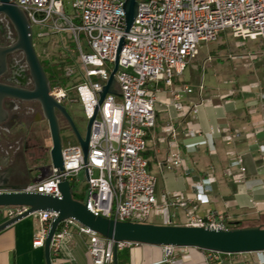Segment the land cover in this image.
<instances>
[{"label": "built area", "instance_id": "built-area-1", "mask_svg": "<svg viewBox=\"0 0 264 264\" xmlns=\"http://www.w3.org/2000/svg\"><path fill=\"white\" fill-rule=\"evenodd\" d=\"M10 1L23 11L31 31L36 27L39 35H57L60 32L69 35L75 46L76 66L82 82L73 85L75 96L68 100L79 102L86 120L95 110L89 123L85 161L77 142L73 146L61 147L62 169L49 165L45 177L27 181L21 191L58 197V185L65 180L70 187V180L83 171L86 184L84 207L101 218L144 223L151 213L158 215L176 204L184 210V226L223 228L224 218L219 214L212 215L206 211L203 217L195 215L193 205L186 202L194 199L193 192L186 199L179 191L165 192L157 201L153 191L155 179L147 171L146 160L140 154L145 145L146 129L154 126L155 94L159 91L157 82L170 86L172 78L180 76L184 66L198 52L200 43L215 40L223 30L228 29L236 39L264 40V0H136V14L126 32L123 31L124 0H70L69 6L75 10L72 19L65 15L64 0ZM0 24L6 27V35L13 42L12 27L1 15ZM80 37L84 42L83 48L79 44ZM120 39L122 46L116 55ZM115 55L117 66L113 71V86L116 93L106 92L98 105V94L111 73ZM209 60L207 55L205 61ZM64 74L71 75L67 70ZM251 87L252 84L248 85L244 92ZM48 88L56 103L60 104L66 97L61 87L51 85ZM202 88L199 83L197 91ZM181 92L192 93V88L182 85L180 92L171 89L163 101L164 109L171 108L177 117L187 113L195 115L197 106L208 103L199 98L191 106L181 105ZM165 131L170 137L168 153L157 164L165 170L184 168L172 137L173 128L169 125ZM240 158L234 159L237 169L226 172L235 185L243 180L245 172ZM259 160L264 166V157ZM199 184L200 181L191 183L189 188L192 190ZM0 209L7 220L25 211V207L18 205ZM31 215L35 217L32 245L39 247L43 245L49 221L56 213L38 211L27 216ZM72 229L85 236L84 248L90 264H113V248L118 252L137 244L103 238L72 217H67L51 234L47 247L48 263L71 264L61 258L58 246ZM160 246L163 264H171L176 246ZM205 251L208 260H215L221 253Z\"/></svg>", "mask_w": 264, "mask_h": 264}, {"label": "crops", "instance_id": "crops-1", "mask_svg": "<svg viewBox=\"0 0 264 264\" xmlns=\"http://www.w3.org/2000/svg\"><path fill=\"white\" fill-rule=\"evenodd\" d=\"M262 48L264 52V43ZM207 55L210 57L209 52ZM206 57L201 67L212 59L210 57L206 62ZM231 59L240 60L242 76L248 80L230 89L209 91L200 82L201 77L194 86L182 81L177 83L172 81L173 78L170 86L157 82L159 91L155 94L154 126L146 129L142 155L147 171L155 179L153 191L157 201L165 192L179 191L183 199L189 198L193 192L194 199L186 202L193 205L196 216L203 217L206 211L219 214L224 218L223 228L228 222L240 221L248 226L264 227V166L259 160L264 157V58L247 51L237 53ZM199 83L203 86L200 92L197 91ZM250 84L253 87L244 92ZM182 85L192 88V93L179 94L181 105L191 106L199 98L208 102L197 106L195 115L187 113L177 117L171 108L164 109L163 101L168 98L169 91L180 92ZM169 125L174 130L172 137L184 168L165 170L157 164L168 153L170 137L165 127ZM12 143L15 145L13 152L17 151L21 143L16 139ZM238 156L245 172L243 180L235 185L226 172L237 169L234 159ZM29 179L28 175L19 186ZM198 181L200 184L191 190L189 185ZM183 214L184 210L173 204L162 213H151L147 218L154 219L156 224L148 222L154 225L184 226ZM4 220L7 219L0 209V222ZM34 220L32 215L25 216L0 230V264H45L42 246L32 245ZM85 242L84 235L70 230L58 246L61 258L71 264H90ZM205 254L204 249L194 246H176L171 264H264V251L219 253L215 260H208ZM161 255V246L137 243L116 252L115 260L117 264H163Z\"/></svg>", "mask_w": 264, "mask_h": 264}, {"label": "water", "instance_id": "water-1", "mask_svg": "<svg viewBox=\"0 0 264 264\" xmlns=\"http://www.w3.org/2000/svg\"><path fill=\"white\" fill-rule=\"evenodd\" d=\"M136 0H124V28L126 32L130 26L134 15L136 14L137 3ZM0 15L4 16L7 22L12 27L14 40L9 44L0 47V75L6 70L5 58L8 53L22 52L23 62L27 68V75L31 82L30 90L24 88H16L13 85L3 84L0 82V123H3L6 116V109L2 103L6 98L14 99V101H36L39 104L40 112L39 118L45 122V127L49 135V149L47 155L49 157L50 166L61 170V155H59L61 145L59 141V119L62 117L64 125L73 135V140L78 143L81 148V154L85 161L87 150V137L89 134V123L93 115L86 120L84 125V135L80 134L78 129L74 127L69 114H67L65 107L60 103H56L48 93V78L43 73L40 61L36 55L34 48H32V39L30 35L31 28L26 21L23 11L15 7L10 0H0ZM122 39L117 42L116 55L122 46ZM114 56L113 68L108 76L107 81L102 85L98 94V105L101 102V97L106 92L115 94L116 90L113 86L114 78L113 71L117 66V58ZM1 165V164H0ZM16 175L8 174L4 170L0 171V207L21 206L25 207L24 213L11 217V219L0 222V230L5 226L11 225L15 220H20L29 213L46 211L55 212L56 215L49 221V227L44 234L42 245L44 263H48L49 256L47 247L52 232L55 231L58 223L67 217H72L74 221L80 222L91 231L100 234L103 238H111L114 241L126 240L127 242H137L143 245L151 244L155 246H194L198 249L208 251H217L222 254L241 253V252H255L264 251V228L259 225L254 226H240L234 228L207 226L194 227L193 225H167L154 223H140V222H115L111 219L101 218L99 215L90 213L85 207L84 203L75 201L70 195V187L67 181L63 180L59 185L58 197L46 196L40 193H31L21 191V187L14 182ZM116 251L113 248V264H117Z\"/></svg>", "mask_w": 264, "mask_h": 264}, {"label": "rangeland", "instance_id": "rangeland-1", "mask_svg": "<svg viewBox=\"0 0 264 264\" xmlns=\"http://www.w3.org/2000/svg\"><path fill=\"white\" fill-rule=\"evenodd\" d=\"M69 3L70 0H64L63 10L65 15L72 19L75 10L69 6ZM74 22H77V20H74ZM36 32L37 28L32 27V48H34L38 60L41 63L50 64L49 66H45L43 71L44 74L49 76V86L56 85L65 91L66 97L61 100V104L65 107L67 114H69L74 123V127L78 129L80 134L84 135L86 119L81 111V106L79 102L71 103L68 100L75 96L73 85L82 82L81 75L77 71V54L73 41H70L69 35L65 32H60L57 35H53L52 33L39 35ZM83 43V39L80 37L79 44L82 48L84 47ZM263 43V39L246 38V40H241L232 37L228 29L221 31L215 40L206 42V44L200 43L198 52L184 66L182 74L178 77L174 76L172 81L175 80L177 83L182 81L194 86L201 77L200 82L209 91L233 88L237 83L244 82V80L248 79L242 76V68L239 66L240 60H233L231 56L237 53L252 51L264 58V52H262ZM206 52H209L212 59L201 67L200 65L204 57H206ZM66 70L71 73L69 77L64 74ZM62 124L64 122L59 125V141L61 147L75 145L76 141L73 140L74 137L70 130ZM45 125V123H34L32 126L34 130L32 140L35 143V149L32 151L29 149L28 152H24V156H26V169H28V175L30 176L29 181L45 177L49 172V157L45 152L49 146V135ZM27 142L32 143L29 139ZM39 143L43 144L44 149L37 147ZM83 177V171H81L76 178L70 180V194L75 201H84L86 184ZM146 222L157 223L151 218H146L144 223Z\"/></svg>", "mask_w": 264, "mask_h": 264}, {"label": "flooded vegetation", "instance_id": "flooded-vegetation-1", "mask_svg": "<svg viewBox=\"0 0 264 264\" xmlns=\"http://www.w3.org/2000/svg\"><path fill=\"white\" fill-rule=\"evenodd\" d=\"M7 29L0 24V47L9 44L11 41L6 35ZM22 52H11L6 55L5 63L6 70L0 75V82L3 84L13 85L16 88H24L30 90L31 82L27 75V68L23 62ZM39 61V60H38ZM46 75V74H44ZM47 76V75H46ZM48 78V77H47ZM48 79V87H49ZM6 109V120L0 123V171L4 170L8 174L16 175L15 179L11 182L18 185L23 184L27 179L28 172L26 169V161L24 152L35 149L33 143L34 130L32 126L35 122L45 123L42 118H39L40 107L36 101H14V99L6 98L2 101ZM60 124L64 122L62 117L59 119ZM20 142L18 150L14 151V140ZM32 142L31 144L27 141ZM39 148H43V144L39 143ZM49 146L46 153L48 152ZM13 152V153H10ZM9 153L11 157H9ZM23 154V155H22Z\"/></svg>", "mask_w": 264, "mask_h": 264}, {"label": "trees", "instance_id": "trees-1", "mask_svg": "<svg viewBox=\"0 0 264 264\" xmlns=\"http://www.w3.org/2000/svg\"><path fill=\"white\" fill-rule=\"evenodd\" d=\"M76 62H77V60H76ZM40 64H41V67H42V69H43V71H44V67L45 66H49L50 64H48V63H45V64H43V63H41L40 62ZM44 73V72H43ZM48 78H49V76H47ZM50 81V80H49ZM141 155V157L143 158V155H142V153L140 154ZM71 191V190H70ZM70 191H69V193H70ZM71 195V194H70ZM72 196V195H71ZM73 199V198H72ZM80 200V199H79ZM245 225H248V224H244V223H242L241 221L240 222H236V223H234V222H228L227 223V225H226V227L225 228H227V227H234V228H236V227H240V226H245ZM264 228V227H263Z\"/></svg>", "mask_w": 264, "mask_h": 264}]
</instances>
